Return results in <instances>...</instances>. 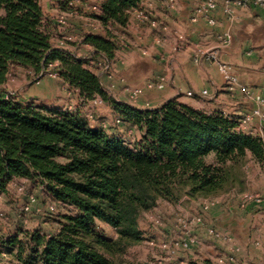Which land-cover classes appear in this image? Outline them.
I'll return each mask as SVG.
<instances>
[{"label": "trees", "instance_id": "16d2710c", "mask_svg": "<svg viewBox=\"0 0 264 264\" xmlns=\"http://www.w3.org/2000/svg\"><path fill=\"white\" fill-rule=\"evenodd\" d=\"M141 1L105 0L98 20L105 28L126 27ZM57 30L40 0H0V196L15 180L38 182L67 210L56 215L49 207L48 232L0 233V255L16 264H115L110 254L144 240L140 218L159 201H174L182 192L216 197L240 181L248 158L264 164V140L239 131V117L178 100L152 109L113 100L87 59L55 45ZM83 42L109 59L118 48L113 36L89 34ZM56 63L53 72L70 91L112 102L140 138L131 145L91 126L79 110L22 104L3 94L13 69L43 78ZM98 222L116 231L114 240Z\"/></svg>", "mask_w": 264, "mask_h": 264}, {"label": "rangeland", "instance_id": "374dc122", "mask_svg": "<svg viewBox=\"0 0 264 264\" xmlns=\"http://www.w3.org/2000/svg\"><path fill=\"white\" fill-rule=\"evenodd\" d=\"M69 1L71 0H40L46 19L52 21L58 28L57 39L59 40L58 43L55 42V45L61 44L64 33L77 31L75 20L81 16H87L85 12L74 11L67 4ZM87 1L89 3L99 2V0ZM63 12L68 14L69 24L67 27L58 24L59 15ZM76 12H78L77 15ZM93 19L97 21L98 18L93 16ZM96 21L93 22L94 27L82 25L79 32L84 33L79 34V40L65 42L64 48H68L78 57H89V50L82 53L80 45L83 42L82 38L85 32H95L99 29L98 26L101 24ZM108 35L113 36L116 40L117 51L121 49L123 44L121 40L113 34L110 35L109 32ZM88 68L94 73L98 72L90 66ZM54 69L52 67L44 76L53 81L49 79L44 84H38L44 77L34 76L23 68H15L9 77L8 84L2 89L3 94L7 99H13L22 104L35 103L36 105L52 108H67V110H62L68 112L79 110L88 119L89 123L91 122L90 125L106 123L107 127L105 129H115L119 131V134L126 136L124 122L117 123L116 118L119 114L112 106V102L105 101L103 97L97 96L103 100V103L92 111L91 102L97 97L87 100L70 91L58 76H52L55 73L53 72ZM108 96L115 100L111 93ZM117 98L120 99L119 96ZM129 103L138 105L141 102L135 104L129 101ZM146 103L148 101L144 102V104ZM123 138L127 143L133 145L140 138V133L138 131L136 137L132 135ZM31 196L34 197V201ZM178 196V199L174 201L161 200L155 208L143 213L139 223L145 234L144 240L126 247L122 252L110 254V258L115 264H181V262L191 264V257H194L193 260L201 264H221L220 259H225V264H242L244 260L248 261V255H251L253 260L258 261L256 264H264V164L248 158L241 170L240 181L236 183L234 188L216 197L191 198L186 192H182ZM256 199H260L262 202L254 204L252 201ZM206 200L215 201L217 204L209 211L203 212ZM50 206H54L56 215L67 212L65 208L55 204L43 185L27 180H15L11 183L8 192L0 196V214L2 216L0 233L3 235L6 232L16 233L20 228L23 230L43 228V231H50L53 227L52 224H46L48 217L52 216L48 214ZM216 207H220L219 211L222 213L219 216L220 218H216L217 223L211 217ZM24 208L26 209L25 213H23ZM196 216H202L204 218L203 223L193 225L192 228L191 226L188 227L189 221ZM153 217L163 219L165 226L163 228L157 227ZM21 218L24 219L23 222ZM50 222L56 223L53 219ZM185 226L190 229V233L192 229V234L201 239L202 245L189 250L180 249L177 254L164 252L160 248L162 243L170 242L174 238L178 240L186 238ZM220 226L225 227V229ZM210 227L233 236L241 247V252H230L222 244L214 241L207 232ZM98 229L108 239H115L116 231L110 226L98 222ZM239 230L243 232L245 238L247 237L243 245L237 239L236 232ZM152 241L156 243L154 246L151 245ZM257 242L260 243V246L254 248ZM243 254L246 256L244 259L242 258ZM254 255H260L261 258H256ZM230 259H233V261ZM5 263L16 264L9 255H0V264ZM247 264H250V262H247Z\"/></svg>", "mask_w": 264, "mask_h": 264}, {"label": "crops", "instance_id": "0c3cea01", "mask_svg": "<svg viewBox=\"0 0 264 264\" xmlns=\"http://www.w3.org/2000/svg\"><path fill=\"white\" fill-rule=\"evenodd\" d=\"M202 1L177 0L176 9L171 11L158 5L154 11V17L160 25L158 28L140 25L132 19L126 27L111 26L105 28L97 19V22L101 24L98 26L99 29L95 32H85V35L94 34L108 37L110 31L123 43L122 48L115 51L114 58L110 59L112 64L111 76L101 78L107 93H111L117 102L140 109L158 108L170 100H178V102L195 109L208 112L222 111L239 118L251 112L253 104L240 95L231 96L216 66L196 65L193 62V56L198 49H212L220 46L219 35L231 29L232 43L228 48L222 49L221 59L235 67V73L241 85L250 87L264 95V9H237L236 18L232 24L219 10L216 13L219 25L211 27L203 20L198 23L191 22L195 6ZM84 20V16L75 20L77 28L75 33H84L79 32L84 25ZM180 35L185 37V45L182 50L177 51L175 47L179 43ZM82 40L84 41V38ZM85 50H89L91 53L94 48L81 42L80 51L83 53ZM144 50L147 51L146 55L143 54ZM160 75L168 77L169 85L165 90L146 91L145 96L140 100V104L132 105L129 103L128 94L124 90L125 86L144 87L149 80ZM49 79L44 77L38 84H44ZM190 90L196 93L194 97L186 96ZM204 90L209 91L212 97L203 98L198 95ZM145 101L148 103L144 104ZM115 115H117L116 112ZM124 125L126 136L119 134V131L115 129H105L106 123L102 125L91 124L93 127L104 129L112 136L126 138L133 135L136 137L138 130L125 122ZM248 131L250 134L260 135L264 138V121L253 122ZM219 208L216 207L211 216L215 222L216 218H220L219 216L222 214ZM236 235L242 245L245 244L247 237H244L243 232L239 230ZM259 246L260 243L257 242L254 248ZM254 256L261 258L260 255ZM245 257L243 254L242 258ZM248 257V261L244 260L242 264H247V262L250 264L258 263L257 260H253L251 255ZM193 258L191 257V263L194 261Z\"/></svg>", "mask_w": 264, "mask_h": 264}, {"label": "built area", "instance_id": "2783aa9c", "mask_svg": "<svg viewBox=\"0 0 264 264\" xmlns=\"http://www.w3.org/2000/svg\"><path fill=\"white\" fill-rule=\"evenodd\" d=\"M105 0H99L98 3H89L87 0H71L67 4L74 9V11L85 12L87 16H84V25L94 27L93 16L100 17L103 13L102 5ZM158 5H161L165 9L171 11L176 9L177 0H142L138 7L133 9L130 14L132 20L140 25H150L153 28L160 27L159 21L154 17V11ZM240 8H255L264 9V0H203L197 4L194 8L193 15L191 17L192 23H198L199 21H205L211 27H217L219 21L216 17V13L221 10L227 21L232 24L236 18V11ZM78 12H76L77 15ZM97 22V21H96ZM58 24L62 27H67L69 24L68 14L61 13L58 18ZM231 29L226 30L224 33L219 35L220 46L212 49H198L193 56V62L196 65L208 64L217 67L219 73L222 75L225 84L232 97L242 96L246 100L253 104L251 112L244 114L240 118L239 131H244L249 133L248 129L250 125L255 121H264V95L260 92L241 85L237 74L235 73V67L221 59L222 49L228 48L232 43ZM85 34L83 38H85ZM79 40V33L67 32L64 33L61 38V47H64L65 42H75ZM185 37L183 35L179 36V43L176 45L175 50L180 51L184 48ZM143 54L146 55L147 51L144 50ZM74 57H78L72 52ZM88 60V66L92 69H96L98 72L96 74L98 77H109L112 73V64L110 59L105 54H96L95 51L91 52L89 57H78ZM58 63L51 67H58ZM54 77H57V73H53ZM169 85V80L167 76L160 75L149 80L144 87H129L125 86L124 90L127 92L128 97L132 103H138L144 96L146 91H163ZM196 93L194 91H188L187 96L194 97ZM203 98H211L212 95L209 91L204 90L198 94ZM103 100L99 97L95 98L91 102L92 111L101 105ZM225 113V112H224ZM227 114V113H225ZM117 123L121 124L122 120L120 117L117 119ZM264 140V138L262 137ZM32 200L34 201V197ZM254 204L261 203L260 199L252 201ZM217 202L206 200L204 203L203 212L209 211ZM53 210V207L50 208ZM154 223L157 227L163 228L165 226L164 220L161 218L153 217ZM204 218L202 216L192 217L189 221V226L200 225L203 223ZM187 226L186 228V238L178 240L177 238L172 239L170 242H165L160 245V248L167 253L177 254L180 249L189 250L194 247H199L202 245L201 239L192 234V229ZM208 234L213 238L214 241L222 244L230 252L239 253L241 252V247L237 244L233 236L223 233L214 227H210L207 230ZM156 243L151 242L154 246ZM233 261V259H230ZM221 264H225V259H220Z\"/></svg>", "mask_w": 264, "mask_h": 264}]
</instances>
